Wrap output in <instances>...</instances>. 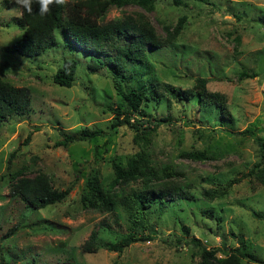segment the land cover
<instances>
[{"label": "rangeland", "instance_id": "obj_1", "mask_svg": "<svg viewBox=\"0 0 264 264\" xmlns=\"http://www.w3.org/2000/svg\"><path fill=\"white\" fill-rule=\"evenodd\" d=\"M184 3L156 0L149 9L128 3L97 18L101 25L129 18L151 30L143 61H126L116 73L109 59L135 42L132 34L95 45L59 29L53 48L28 58L12 50L22 35L16 23L20 10L14 0H0V79L28 88L31 100L27 114L0 125L3 264H214L236 256V249L264 262V0ZM70 58L78 62L72 86L54 84L56 70ZM91 58L102 65L88 73ZM198 79L206 82L207 92L222 97L223 111L214 101L200 107L196 95L176 98L179 91L195 94ZM115 84L123 92L132 86L155 92L143 100V114L132 117L131 127L112 125L110 107L121 100ZM85 128L102 133L55 145L61 132L76 135ZM148 128L151 132L141 131ZM188 153L205 159L185 158ZM113 160L124 168L137 166L139 175L111 188ZM166 168L177 177H159ZM15 174L43 175L55 190L69 188V194L30 211L9 194ZM93 175L111 205L108 211L81 206ZM230 182L225 195L202 196ZM146 191L170 193L161 203L156 199L140 215L142 225L132 229L123 201ZM92 232L97 250L85 253L82 245ZM134 233L145 241L120 254L103 248ZM240 264L258 263L240 259Z\"/></svg>", "mask_w": 264, "mask_h": 264}, {"label": "trees", "instance_id": "obj_2", "mask_svg": "<svg viewBox=\"0 0 264 264\" xmlns=\"http://www.w3.org/2000/svg\"><path fill=\"white\" fill-rule=\"evenodd\" d=\"M156 0H81L72 5L57 6L52 5L51 11L41 16L39 14V4L37 0H33L31 14L19 8L20 17L17 19L18 28L22 31V35L13 44L12 50L28 58L36 57L46 50L53 48L56 45V38L54 32L59 29H64L68 35L80 43H92L101 45L103 42L110 41L113 38H118L121 35L130 36L135 41L126 47H120L117 54L109 59V62L114 66L113 71L117 69L123 71L126 61L134 63H141L145 53V45L153 40L149 25L144 23H137L129 18L121 22H113L105 25L98 23L97 18L111 6L121 7L128 3H133L136 6L149 9L152 3ZM185 0H171L174 6L180 7L185 5ZM195 2H204V0H193ZM64 13V16H63ZM102 65L101 61L96 58H91V64L87 67L88 73H93L98 66ZM78 62L75 59L63 60L61 66L56 70L52 77L54 84L70 88L74 82ZM120 70V71H121ZM117 73V72H116ZM123 73V72H122ZM240 78L249 77L245 74H240ZM121 79L125 78L120 76ZM206 82L202 79L196 80L195 89L198 91L195 94H187L178 92L176 98L180 100H187L189 96L196 95L201 107L203 104L217 102L219 112L223 111V100L217 93H209L205 89ZM149 92H147V90ZM115 90L120 96V102L115 106V109L110 107L114 118L112 125L118 127L121 125L130 126L132 117L143 114L142 103L143 100L153 99L154 90L151 87L144 90H137L133 86L126 92L120 90L119 85L115 84ZM174 90L168 93L172 96ZM222 101V102H221ZM30 90L26 87H14L9 83L0 79V125L5 120L13 117L27 114L30 109ZM122 117V118H121ZM121 118V119H120ZM142 132H151V130L143 129ZM99 129L88 130L83 129L76 135L61 132L62 140L55 143L56 146L65 147L68 144L75 142H82L92 140L101 135ZM29 137L26 138L27 141ZM185 158L193 160H203V154L188 153L184 155ZM112 169L114 178L110 183V187L117 186L124 179H134L139 175L137 166L128 165L124 168L120 162L112 161ZM178 173L173 169H163L159 177L170 178L177 177ZM18 176H21L18 174ZM13 175V181L9 194L11 197H17L24 202L30 211H37L49 206H53L65 200L69 194V188L58 191L55 190L49 181L43 175H36L32 178L18 177ZM230 182L225 188H217L215 190H205L202 196L205 199L221 197L225 195L227 189L230 187ZM87 191L81 196L80 203L84 209H106L110 210L111 205L107 201L106 196L100 186L99 179L96 175L91 176L86 182ZM169 191L154 192H132L129 197L123 201L124 207L128 211V217L132 225V229H137L142 225L140 215L149 209L157 199L162 202L163 195ZM170 193V192H169ZM159 196V197H158ZM158 202V203H159ZM160 206H164L160 204ZM259 217V216H258ZM187 232V230H184ZM146 238L137 234H128L114 243H104L103 248L111 253L120 254L124 249L129 247L132 243L145 241ZM96 232H92L89 238L82 245V251L85 253L95 252ZM206 257H214L212 252H204ZM215 259V258H214ZM240 259H247L250 262L264 264V262L256 259L252 254L241 252L236 249V256H230L227 259L216 262L214 264H240ZM0 260V264H3Z\"/></svg>", "mask_w": 264, "mask_h": 264}, {"label": "clouds", "instance_id": "obj_3", "mask_svg": "<svg viewBox=\"0 0 264 264\" xmlns=\"http://www.w3.org/2000/svg\"><path fill=\"white\" fill-rule=\"evenodd\" d=\"M37 2L39 4V14L41 16H45L51 11L50 6H66L69 3V0H37ZM14 3L17 5L18 8L25 10L29 14H31L33 11V0H14Z\"/></svg>", "mask_w": 264, "mask_h": 264}]
</instances>
